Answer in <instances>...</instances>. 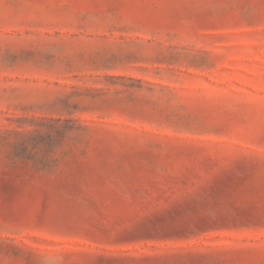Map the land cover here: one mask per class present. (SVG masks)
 <instances>
[{
    "label": "rangeland",
    "instance_id": "1",
    "mask_svg": "<svg viewBox=\"0 0 264 264\" xmlns=\"http://www.w3.org/2000/svg\"><path fill=\"white\" fill-rule=\"evenodd\" d=\"M0 264H264V0H0Z\"/></svg>",
    "mask_w": 264,
    "mask_h": 264
}]
</instances>
